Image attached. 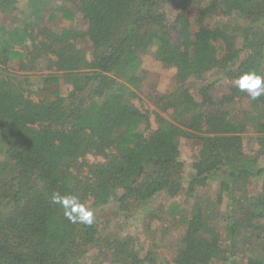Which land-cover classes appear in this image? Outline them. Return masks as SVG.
<instances>
[{"label": "trees", "instance_id": "16d2710c", "mask_svg": "<svg viewBox=\"0 0 264 264\" xmlns=\"http://www.w3.org/2000/svg\"><path fill=\"white\" fill-rule=\"evenodd\" d=\"M18 1L0 0V15L15 11ZM49 3H59L56 12L68 22L79 12L86 32L39 28ZM33 6L22 26L0 23V264H83L92 252L98 258L91 264L154 263L141 259L119 230L133 210L183 191L182 139L200 147L188 195L219 186L217 206L228 201L221 216L229 243L216 212L197 203L173 264H264L252 248L264 247V167L256 166L264 158V95L253 100L233 83L249 71L264 76V0H33ZM79 41L90 44L91 59ZM145 55L173 69L167 91L143 86ZM40 61L48 72L36 85L49 97L9 70L19 64L33 71ZM222 83L226 91L218 97ZM245 136L258 145L251 155ZM258 178L262 189L250 194ZM240 189L246 197H236ZM57 193L78 197L93 222H71L52 203ZM108 208L118 230L113 220L96 217ZM242 237L251 257L238 260Z\"/></svg>", "mask_w": 264, "mask_h": 264}, {"label": "rangeland", "instance_id": "374dc122", "mask_svg": "<svg viewBox=\"0 0 264 264\" xmlns=\"http://www.w3.org/2000/svg\"><path fill=\"white\" fill-rule=\"evenodd\" d=\"M59 5V3L57 4ZM57 5L55 3H49L47 9L42 13L40 22L42 21V27L51 28L53 31H62L64 29H72L76 32H86L88 29V23L84 20L83 16L78 12L74 21L68 22L63 20L60 15L56 12ZM68 8H73L70 4H64ZM43 11V10H42ZM194 11V9L190 10ZM31 14L34 15L33 0H19L17 9L15 11L10 10L0 15V23L5 25L7 28H13L15 26H22L25 22H29ZM53 15L51 21L47 20ZM49 21V22H48ZM39 22V23H40ZM38 28V29H39ZM37 31V29H36ZM78 48H83L87 51L88 59H91V47L87 41H79ZM34 51V49H33ZM38 52L33 57H37ZM143 86L149 92L157 91L163 93L167 91L173 84V69L165 67L163 64L154 60L151 55L143 56ZM37 67L33 71H22L19 64H13L9 67L13 76L19 81H25L33 85V91L39 97H49L47 92H43V88L36 85L40 81V77L47 74L46 62L40 61L32 64L30 68ZM29 68V70H31ZM42 79V78H41ZM227 83H222L216 89L218 97L224 95L226 91ZM143 100L146 102V106L150 107V101L142 94H140ZM140 97V98H141ZM149 103V104H148ZM242 103H238L235 106L236 112L240 113ZM245 145L248 150L256 148L258 145L251 136H245ZM199 145L196 142L188 141L185 139L181 140L180 151L181 161L184 163V177H185V188L177 197L171 198L167 195H161L152 200L149 204L141 206L133 210L126 219L128 225L123 224L119 230L122 236H127L132 239L133 245L140 251L141 259L147 257L153 258L154 263L150 264H173L178 245L181 242L186 232V223L191 214L195 211V205L200 203L201 206L211 208L216 212L215 219H218L222 232V238L226 245L229 241L226 239L225 222L222 219L221 212L224 213L226 205L228 204L227 199L224 200L223 205L216 204L217 196L219 194V186L215 183L208 185L204 189L197 191L195 196L191 197L188 195L187 188L188 182L194 175L193 164L196 161L199 154ZM257 167H264V158L256 164ZM262 178H258L253 184L249 185L250 194H258L262 189ZM244 189L236 191V197H246ZM128 216V215H127ZM99 222L105 223L113 220V227L117 228V215L114 209L108 208L96 215ZM217 226V224L214 222ZM253 250H258L259 254L264 256V247L257 248L252 247ZM251 245L244 241L243 237L239 242V248L237 250V259L245 260L251 257ZM98 258L95 252L88 259L83 260V264H91V261H96ZM212 264H223L220 260H215Z\"/></svg>", "mask_w": 264, "mask_h": 264}, {"label": "clouds", "instance_id": "9594fccd", "mask_svg": "<svg viewBox=\"0 0 264 264\" xmlns=\"http://www.w3.org/2000/svg\"><path fill=\"white\" fill-rule=\"evenodd\" d=\"M233 83L253 100L264 95V76L254 71L242 73ZM52 203L61 205L65 210V216L73 223L90 225L93 222V211L82 204L76 196H61L57 193L52 196Z\"/></svg>", "mask_w": 264, "mask_h": 264}]
</instances>
